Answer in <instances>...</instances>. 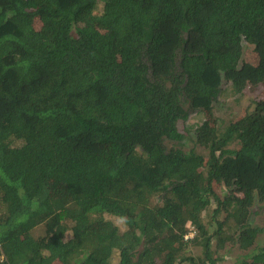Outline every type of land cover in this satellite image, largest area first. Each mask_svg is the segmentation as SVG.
<instances>
[{"label": "trees", "instance_id": "16d2710c", "mask_svg": "<svg viewBox=\"0 0 264 264\" xmlns=\"http://www.w3.org/2000/svg\"><path fill=\"white\" fill-rule=\"evenodd\" d=\"M263 83L264 0H0V264H216L226 244L264 264V98L210 114ZM180 95L209 115L206 157L165 147ZM213 203L232 224L208 232Z\"/></svg>", "mask_w": 264, "mask_h": 264}, {"label": "rangeland", "instance_id": "374dc122", "mask_svg": "<svg viewBox=\"0 0 264 264\" xmlns=\"http://www.w3.org/2000/svg\"><path fill=\"white\" fill-rule=\"evenodd\" d=\"M101 4L98 3V9L100 8ZM93 13H83L77 21L79 26L93 24L99 29H104L100 26L93 17ZM34 24L38 27V21L34 20ZM241 59L244 61H249L251 63H256L257 55L253 52L252 47L250 45L243 44L242 56ZM225 85V84H224ZM264 98V83L256 85L254 87H246L244 90L231 97L226 98H219L213 105L211 109V119H213L216 125L223 129L229 123L235 121L240 117L245 107L249 104L250 98L253 97ZM191 98L186 95H180L179 97V106L183 111H187V117L183 120H179L177 122V128L179 133L183 135V138L177 141L175 138L172 139H165L164 144L167 150L173 149H181L183 151H188L189 149H193L197 153H201L206 157L208 154V150L202 146L197 145L194 142V131L197 125H200L203 120L209 119V115L205 112L199 113L198 110L191 106ZM236 142L230 143L229 147L234 148ZM211 190L216 193L217 196L224 193L225 190H222L220 183L213 182L210 185ZM215 208V204L213 203L210 209L203 213V222L205 223L208 232H212L214 229L216 230V226L218 222H223L225 225L232 224L231 219H229L226 215V212L217 211L214 212L213 209ZM251 210L255 214L252 218L253 224L261 225L262 220L264 219V203H257L251 207ZM106 219L112 220L115 223L119 224V228L121 231L126 230V226L121 222L119 219H112L110 217H106ZM193 231V232H192ZM187 232V237H191L194 235V230ZM185 237V239L187 238ZM264 237V234L260 239ZM217 242L212 239V248L215 250L216 253H213V256L221 257L223 253V249L219 250L216 248ZM226 249L228 251L223 254V259L216 262V264H236L238 260H242V256L246 251L237 249L232 247L231 244H226ZM225 251V250H224ZM186 253H192L194 257L203 258V247L200 242L190 243L186 246Z\"/></svg>", "mask_w": 264, "mask_h": 264}, {"label": "clouds", "instance_id": "9594fccd", "mask_svg": "<svg viewBox=\"0 0 264 264\" xmlns=\"http://www.w3.org/2000/svg\"><path fill=\"white\" fill-rule=\"evenodd\" d=\"M120 220H121V222L124 223V224L127 223V217H123V216H121V217H120Z\"/></svg>", "mask_w": 264, "mask_h": 264}, {"label": "built area", "instance_id": "2783aa9c", "mask_svg": "<svg viewBox=\"0 0 264 264\" xmlns=\"http://www.w3.org/2000/svg\"><path fill=\"white\" fill-rule=\"evenodd\" d=\"M185 237H187V235Z\"/></svg>", "mask_w": 264, "mask_h": 264}]
</instances>
